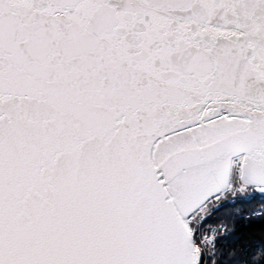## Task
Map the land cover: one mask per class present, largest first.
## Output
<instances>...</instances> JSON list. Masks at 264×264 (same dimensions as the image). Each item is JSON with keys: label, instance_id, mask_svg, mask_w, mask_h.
Returning a JSON list of instances; mask_svg holds the SVG:
<instances>
[{"label": "snow or ice", "instance_id": "1", "mask_svg": "<svg viewBox=\"0 0 264 264\" xmlns=\"http://www.w3.org/2000/svg\"><path fill=\"white\" fill-rule=\"evenodd\" d=\"M0 264H264V0H0Z\"/></svg>", "mask_w": 264, "mask_h": 264}, {"label": "trees", "instance_id": "2", "mask_svg": "<svg viewBox=\"0 0 264 264\" xmlns=\"http://www.w3.org/2000/svg\"><path fill=\"white\" fill-rule=\"evenodd\" d=\"M227 214L225 213V214H222V216L221 217H217V219L218 220H220V219H222L224 216H226ZM230 226V225H229Z\"/></svg>", "mask_w": 264, "mask_h": 264}]
</instances>
